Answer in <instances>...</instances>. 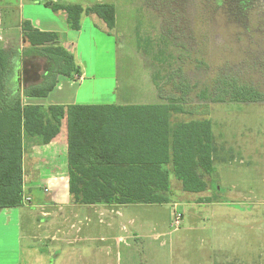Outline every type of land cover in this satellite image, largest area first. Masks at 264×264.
<instances>
[{"label":"rangeland","instance_id":"1","mask_svg":"<svg viewBox=\"0 0 264 264\" xmlns=\"http://www.w3.org/2000/svg\"><path fill=\"white\" fill-rule=\"evenodd\" d=\"M8 1L24 7L25 14L33 13L32 6L63 22L47 4L114 5L115 28H97V45L81 48L102 86L99 80H85L79 101L86 96L96 105L167 103L170 98L185 102L196 108L195 113L173 115L172 121L209 119L217 147L214 172L206 178L215 202L202 204L197 194L184 193L166 167L168 203L80 205L67 222L74 225H66L67 236L60 232L57 241L45 242L59 249L50 259L44 254L42 264H264V99L227 101L226 94L230 83L237 81L264 98V0H252L240 10L218 7L220 0ZM61 128L54 144L64 139L66 121ZM25 150L23 184L50 188L45 193L31 187V204L62 203L69 197L67 189L47 182L54 162L37 152L33 155L29 146ZM174 205L182 213L178 230L171 226ZM32 207L22 209L24 234L34 230L28 212L35 222L39 218V210ZM9 233L7 239L0 236V264H8L4 244L15 240V232ZM22 242L23 248L38 244Z\"/></svg>","mask_w":264,"mask_h":264},{"label":"trees","instance_id":"2","mask_svg":"<svg viewBox=\"0 0 264 264\" xmlns=\"http://www.w3.org/2000/svg\"><path fill=\"white\" fill-rule=\"evenodd\" d=\"M248 2L252 4V0H220L218 7L240 10ZM47 6L60 13L72 31L80 30L83 16H95L109 31L115 28L112 4ZM21 33L26 46L22 57H41L47 68L37 86L22 88L10 54L0 48V210L23 207L24 150L26 146L48 145L60 135L63 121L70 204H166L171 191L166 167L184 193L207 191L206 178L214 172L217 151L209 119L172 121L173 115L194 114L196 109L172 98L149 105H24L23 98H46L58 76L76 80L82 69L67 48L56 45L54 33L40 32L27 20L21 23ZM226 94L230 96L227 101L264 99L237 81L230 83Z\"/></svg>","mask_w":264,"mask_h":264},{"label":"crops","instance_id":"3","mask_svg":"<svg viewBox=\"0 0 264 264\" xmlns=\"http://www.w3.org/2000/svg\"><path fill=\"white\" fill-rule=\"evenodd\" d=\"M15 4V5H14ZM16 2L13 3L8 0H0V48L6 50L13 60V64L16 70V75L19 77L22 83V88L29 86H37L40 83L41 75L45 72L47 64L45 60L41 57L30 56L22 57V52L26 49L25 42L21 33V23L23 21H29L32 27L40 32H51L57 35L56 45L67 48L71 53L74 52L77 56V63L82 67V74L76 80H70L64 76L57 77V84L55 88L49 93L46 98H23L24 105H38L42 107H47L51 105L58 106H69V105H96V102L89 100L88 97H81L79 101V92L84 86L85 80H91L97 82L102 86V78H97L95 70L92 68V64L87 65L84 60L83 54H81V48L87 49V46L94 43L97 45V28L102 30V21L95 16H83L81 19L80 31L70 30L66 23H64L60 18H57L53 14H50L46 10H40L37 8L29 7V10H33L31 14H25V8ZM48 7V6H46ZM64 19V18H63ZM96 95V93L94 94ZM92 95V97L94 96ZM158 103H118L111 102L108 104L100 105H149V104H159ZM187 106V104L185 105ZM64 122V121H63ZM63 124V123H62ZM62 131V128H61ZM60 131V136H61ZM65 135L58 141V144H54L55 140L59 139L60 136L53 139L48 145L44 146H32L30 150H33V155L37 154L45 159H51L54 162L53 175L48 179V183L55 182L63 189H67V169H66V153H67V143L65 146V141L67 139V129ZM67 142V141H66ZM44 148V149H42ZM26 151V150H25ZM25 151L24 156L25 158ZM37 152V153H36ZM33 166V162L30 163ZM24 167V165H23ZM35 169V167H33ZM24 170V168H23ZM37 172V171H36ZM43 173V172H42ZM25 184V183H24ZM23 184V185H24ZM28 190V197L33 199L30 190L33 188H49L46 184L45 186L39 187L38 184H28L24 185V188ZM181 188V186H180ZM209 187L207 188V191ZM203 192L198 195L197 201L200 202L201 199L211 198L212 202L216 199L213 198L209 192ZM26 195V194H25ZM214 199V200H213ZM32 201V200H31ZM211 203V202H210ZM202 204H208V202H202ZM30 206H35L32 208L38 209V221L35 222V217L31 215L32 212H28V217L32 220L29 221L30 228L28 233L24 234L23 224H22V209L29 208ZM37 206V207H36ZM96 206V205H89ZM108 208L119 207L115 205H104ZM80 208V205L70 204L69 197L62 201V203H57L53 200L44 201L39 205H23L21 208L16 209H2L0 210V236L7 239L9 232L14 231L16 236L12 244H4V249H9L5 251L8 253V264H42L44 260V254L47 255V259H50L52 253L58 251V245L55 247L48 246L46 241H57L56 235L58 233H63L67 236L69 229L66 227L67 223L76 215L74 209ZM73 210V211H72ZM50 211V212H49ZM117 212V211H116ZM40 219V220H39ZM62 225L61 226H59ZM74 227L73 223L69 224ZM66 229V232L64 233ZM35 229L42 230L40 233H36ZM49 231H54L51 234ZM46 233V235L44 234ZM26 235V236H24ZM50 236V239H49ZM28 240L30 243L37 242L38 244L30 247L23 248L22 241ZM69 241H67L68 243ZM71 242V241H70ZM120 242V239H118ZM57 247V248H56ZM45 262V260H44Z\"/></svg>","mask_w":264,"mask_h":264},{"label":"built area","instance_id":"4","mask_svg":"<svg viewBox=\"0 0 264 264\" xmlns=\"http://www.w3.org/2000/svg\"><path fill=\"white\" fill-rule=\"evenodd\" d=\"M43 190L45 193L49 192L48 188H44ZM23 204L24 205H31V199L28 196L24 195V192H23ZM181 220H182V213L179 212L177 210V206L174 205L173 212H172V221H171V226L173 227L174 230H178V228L180 227V224H181Z\"/></svg>","mask_w":264,"mask_h":264}]
</instances>
